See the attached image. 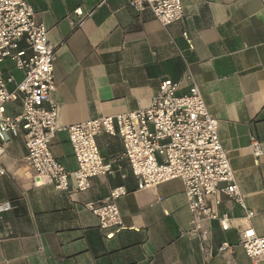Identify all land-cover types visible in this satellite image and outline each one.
Returning <instances> with one entry per match:
<instances>
[{
    "label": "crops",
    "instance_id": "crops-1",
    "mask_svg": "<svg viewBox=\"0 0 264 264\" xmlns=\"http://www.w3.org/2000/svg\"><path fill=\"white\" fill-rule=\"evenodd\" d=\"M129 1L27 0L55 46L51 97L59 124L146 108L164 79L178 85V94L197 85L219 119L220 141L255 212L250 223L264 235V153L256 158L250 148L255 136L264 149V0H181L182 20L167 26ZM6 62L7 74L22 79ZM21 110L15 102L7 106L10 115ZM96 140L101 155L116 160L115 170L91 179L83 192L36 186L24 135L7 145L0 200L14 208L0 217V264H264L254 263L240 245L246 211L233 199L224 193L206 199L215 213L232 217L230 229L205 219L206 238L193 237L182 180L138 189L121 139L100 133ZM51 150L69 171L77 167L66 130L56 133ZM118 186L128 189L116 200L124 227L108 238L85 204L103 201ZM223 242L231 250L219 252Z\"/></svg>",
    "mask_w": 264,
    "mask_h": 264
},
{
    "label": "built area",
    "instance_id": "built-area-1",
    "mask_svg": "<svg viewBox=\"0 0 264 264\" xmlns=\"http://www.w3.org/2000/svg\"><path fill=\"white\" fill-rule=\"evenodd\" d=\"M129 5L139 12L151 10L164 26L184 16L181 0H130ZM47 33V26L36 20L35 10L27 0H0V175L7 172L2 162L7 145L23 134L36 186L51 184L60 190L73 187L87 191L91 179L115 170L116 160H106L101 155L97 135L118 136L124 147L122 156L129 162L138 189L182 180L192 214L193 237L206 238L202 232L205 219L217 220L223 230L232 227V217L215 213L207 203L208 196L224 193L237 202L246 211L239 228L240 245L254 263H264V235H258L250 223L255 212L245 203L220 141L219 119L208 111L198 86L194 84L188 92L178 94V85L164 79L146 108L62 126L58 105L51 97L56 89V53ZM182 34L190 42L188 33ZM21 41L25 47H19ZM7 60L23 73L22 79L12 72L4 75ZM17 100H21V112L8 114V104ZM61 130L68 132L77 161L71 171L51 150V142ZM250 148L256 158L264 153L263 143L255 136L251 137ZM127 193L125 186H118L103 201L85 204L98 217L99 227L108 231V238L124 227L116 200ZM13 208L10 200H0V217ZM231 248L230 243L223 242L217 250Z\"/></svg>",
    "mask_w": 264,
    "mask_h": 264
},
{
    "label": "trees",
    "instance_id": "trees-1",
    "mask_svg": "<svg viewBox=\"0 0 264 264\" xmlns=\"http://www.w3.org/2000/svg\"><path fill=\"white\" fill-rule=\"evenodd\" d=\"M7 70L4 69V75L7 76ZM17 105H21L22 106V103H21V100H17V101H14ZM12 103V102H11ZM10 104V103H9Z\"/></svg>",
    "mask_w": 264,
    "mask_h": 264
},
{
    "label": "rangeland",
    "instance_id": "rangeland-1",
    "mask_svg": "<svg viewBox=\"0 0 264 264\" xmlns=\"http://www.w3.org/2000/svg\"><path fill=\"white\" fill-rule=\"evenodd\" d=\"M7 64H8V62H5V63L3 64V67H4V66H7Z\"/></svg>",
    "mask_w": 264,
    "mask_h": 264
}]
</instances>
